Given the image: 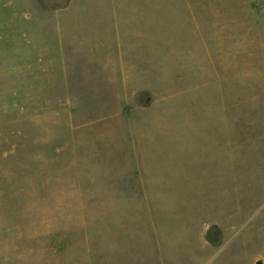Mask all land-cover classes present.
Masks as SVG:
<instances>
[{"label":"rangeland","instance_id":"1","mask_svg":"<svg viewBox=\"0 0 264 264\" xmlns=\"http://www.w3.org/2000/svg\"><path fill=\"white\" fill-rule=\"evenodd\" d=\"M27 1L0 0V264H264V0H148L103 64L80 22L64 67Z\"/></svg>","mask_w":264,"mask_h":264},{"label":"crops","instance_id":"2","mask_svg":"<svg viewBox=\"0 0 264 264\" xmlns=\"http://www.w3.org/2000/svg\"><path fill=\"white\" fill-rule=\"evenodd\" d=\"M16 1H18V4H24L23 0ZM147 2L148 0H28L26 3L33 4L37 9L44 11L43 32L35 31V27L31 26L33 19L29 18L27 19L28 25L19 24L17 31L21 29L23 31L28 30L27 27L29 26V31H34L35 37L43 36L45 38V47L49 45L48 41L52 40L50 42L56 47V51L63 54L60 57V61L64 67L67 61L64 54L68 53L69 49L74 47V44H78L84 38V30L82 28L85 27L79 26L80 22L91 23L96 28V31L101 34L92 40L103 44L99 48L100 51L92 53L95 54V62L103 64L108 59L110 61L108 53H113L114 56L112 57L114 59L116 54L113 47L108 45V42L111 41L108 33L114 29L119 30L121 25L125 29L128 24L127 22L124 23V19L127 18L128 13L134 11L132 10L134 7L140 4L145 5ZM18 15L19 17L21 16V14ZM22 19L18 21H26ZM37 20H40L39 17ZM103 32L107 33L104 34Z\"/></svg>","mask_w":264,"mask_h":264}]
</instances>
